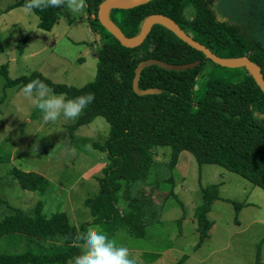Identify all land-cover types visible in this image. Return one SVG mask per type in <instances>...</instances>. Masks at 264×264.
I'll use <instances>...</instances> for the list:
<instances>
[{"label":"trees","instance_id":"trees-1","mask_svg":"<svg viewBox=\"0 0 264 264\" xmlns=\"http://www.w3.org/2000/svg\"><path fill=\"white\" fill-rule=\"evenodd\" d=\"M102 0H84L92 16L91 28L102 29L104 41L95 50L96 73L93 80L73 86L54 82L39 71L15 78L5 77L4 88L23 87L33 79L65 98L92 93L94 99L78 118L67 126L69 135L80 125L103 117L108 125L104 142L96 145L108 160L97 177V192L85 198L84 205L92 215L91 221L78 226L69 222L64 211L45 216L37 201L32 214L14 207L0 218V238L21 234L30 242H54L51 250L28 247L18 253L0 252V264H69L82 256L78 239L87 233L90 222L101 224L108 233L123 230L133 236L146 233L147 224L158 220L160 204L143 183L151 169L158 166L154 159L156 149H169L164 169L174 168L181 151L190 152L197 163L217 164L235 172L264 190V93L245 67H224L178 38L166 26L152 25L143 42L134 47L122 45L97 20L98 4ZM228 1V0H227ZM26 1L8 5L6 10L24 6ZM56 7L34 8L38 27L50 30ZM225 2L220 0H148L129 8H112L109 19L129 37L138 34L144 19L152 14L172 18L192 38L201 42L216 55L225 58L247 56L257 63L264 78V48L254 44L248 32L250 25L239 16L230 15ZM219 13H222L219 14ZM226 13V14H225ZM24 40H20L22 49ZM155 58L167 63L199 61L192 68L167 70L152 64L140 71L139 88L155 91L143 95L132 89L136 65L143 59ZM209 77L196 88L197 79L207 65ZM0 70L6 74V66ZM230 70V77L216 76L213 70ZM256 112V113H255ZM12 174L20 187L41 189L48 181L33 170L13 167ZM159 168L155 182L172 179ZM168 183V182H167ZM219 197L218 184L201 188L193 216L199 245L209 235L212 222L208 219L212 203ZM236 212L243 203L234 202ZM259 251L253 264H261ZM137 264V263H136Z\"/></svg>","mask_w":264,"mask_h":264},{"label":"rangeland","instance_id":"rangeland-1","mask_svg":"<svg viewBox=\"0 0 264 264\" xmlns=\"http://www.w3.org/2000/svg\"><path fill=\"white\" fill-rule=\"evenodd\" d=\"M17 1L22 0H0V67L5 65L7 74L0 70V218L14 207L32 214L40 201L45 216L64 211L69 222L78 226L92 220L83 201L97 192L96 179L108 163L105 153L96 148L107 137V121L97 116L70 136L67 126L75 119L67 120L61 115L54 122H44L34 106L35 91L25 96L23 87L4 88V82L6 76L15 78L39 71L54 82L81 86L93 80L94 53L105 39L99 25H95V32L92 30V16L84 0H61L50 30L38 27V15L24 6L6 10ZM220 1L225 2L223 13L228 11L249 24L254 44L258 40L264 48V0ZM76 5H80L79 10ZM21 39L24 44L20 50ZM210 71L208 64L196 88ZM213 73L228 78L231 74L224 68ZM155 151L154 159L159 165L151 169L143 186L160 204L158 220L147 224L141 237L123 230L108 233L96 222L88 223L87 232L105 233L116 245L128 248L129 257L137 264H253L257 251L264 264V190L220 165L197 163L188 151L179 153L170 172L172 179L161 180L152 190L156 169L170 176L163 164L169 149ZM13 167L33 170L48 182L41 189H24L14 178ZM209 183L218 184L219 197L207 213L212 222L209 235L198 245L193 212L201 188ZM234 202L243 203L237 212ZM30 245L47 251L56 244L33 243L21 234L0 238V252L18 253Z\"/></svg>","mask_w":264,"mask_h":264},{"label":"clouds","instance_id":"clouds-1","mask_svg":"<svg viewBox=\"0 0 264 264\" xmlns=\"http://www.w3.org/2000/svg\"><path fill=\"white\" fill-rule=\"evenodd\" d=\"M60 4L61 0H26L24 9L31 12L34 8L56 7ZM75 7L79 10L80 5ZM21 91L25 96H32L35 91L34 106L42 113L44 122H54L61 115L67 120L76 119L94 99L92 93L74 98H65L62 94H53L38 79L26 83ZM78 244L82 247L83 254L75 261V264H136V261L129 257L128 248L116 245L101 231L87 232L78 239Z\"/></svg>","mask_w":264,"mask_h":264},{"label":"water","instance_id":"water-1","mask_svg":"<svg viewBox=\"0 0 264 264\" xmlns=\"http://www.w3.org/2000/svg\"><path fill=\"white\" fill-rule=\"evenodd\" d=\"M148 0H102L98 4L97 8V20L99 23L112 35L114 36L122 45L127 47H134L141 44L144 38L147 36L151 27L155 23H160L167 28H169L174 34L183 40L185 43L201 51L206 58L210 59L212 62L219 64L224 67H245L251 73L254 81L259 86L261 91L264 93V78L261 72L260 66L249 59L247 56L237 57V58H225L216 55L208 47H206L201 42L192 38L186 31H184L172 18L167 15L152 13L148 15L142 22L141 28L137 35L133 37L126 36L122 30L109 19V12L112 8H129L138 6ZM199 61H194L190 63H167L160 59L148 58L141 60L134 69V76L132 79V89L138 95H143L147 93H152L155 90L151 88L141 89L138 85V80L140 76V71L149 65L155 64L167 70H184L187 68H192L197 65ZM256 113V112H255Z\"/></svg>","mask_w":264,"mask_h":264}]
</instances>
